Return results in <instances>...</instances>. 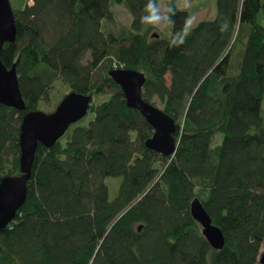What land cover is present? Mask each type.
<instances>
[{
  "label": "trees",
  "instance_id": "1",
  "mask_svg": "<svg viewBox=\"0 0 264 264\" xmlns=\"http://www.w3.org/2000/svg\"><path fill=\"white\" fill-rule=\"evenodd\" d=\"M15 64L25 111L0 104V180L19 174L24 112L59 81L107 94L49 149L37 146L26 199L0 230V264H258L264 243V0H216L187 28L164 0L166 34L152 37L159 0H17ZM131 21L114 30L112 7ZM147 24V25H146ZM145 74L142 97L175 122L173 155L147 149L151 127L108 73ZM121 178L108 197L105 179ZM198 199L224 235L212 249L189 205ZM141 226V230L137 228Z\"/></svg>",
  "mask_w": 264,
  "mask_h": 264
},
{
  "label": "water",
  "instance_id": "2",
  "mask_svg": "<svg viewBox=\"0 0 264 264\" xmlns=\"http://www.w3.org/2000/svg\"><path fill=\"white\" fill-rule=\"evenodd\" d=\"M16 37V24L9 0H0V104L17 111H25V103L19 90L15 64L6 67L1 61V50L5 43ZM152 37H157L152 34ZM108 75L124 95L128 108L135 109L152 129V135L144 141L147 149L165 157L174 154L177 143L174 139L175 122L157 106L142 97L145 74L132 69H113ZM91 95L69 92L50 113L39 110L24 112L19 126V174L0 180V230L9 225L26 199L27 182L37 146L49 149L68 128L80 121L89 111ZM191 217L201 227L202 236L214 250H221L225 239L221 230L212 224L209 215L198 199L189 205ZM141 230V226L137 228ZM258 264H264V245Z\"/></svg>",
  "mask_w": 264,
  "mask_h": 264
},
{
  "label": "rangeland",
  "instance_id": "3",
  "mask_svg": "<svg viewBox=\"0 0 264 264\" xmlns=\"http://www.w3.org/2000/svg\"><path fill=\"white\" fill-rule=\"evenodd\" d=\"M215 1L216 0H177L176 6L180 9H186L188 11L189 19L187 21V28H190L195 26L199 21L210 20L215 16ZM9 2L12 8H16L18 6L17 0H9ZM27 3L31 4V2L28 0ZM163 4L164 0H159L155 14L148 21V24H150V27H152L150 31L151 34H166L168 32V27L164 23L166 10ZM112 10L114 14V21L113 23L109 24L110 27L115 31L128 28L130 25L131 16L125 6L116 4L112 7ZM68 93L69 91L67 88H65L59 81H56L53 84V88L49 92V100L42 102L39 105L38 110L44 113L52 112L59 101ZM107 98V94L94 95L92 96L91 104H98ZM156 106L160 108L158 104H156ZM91 118L92 114L88 111L87 114L77 122V124L86 125ZM120 181L121 178L119 177H108L105 179V184L108 187V197L110 200L113 199L117 194ZM263 245L264 243L262 244V247Z\"/></svg>",
  "mask_w": 264,
  "mask_h": 264
}]
</instances>
